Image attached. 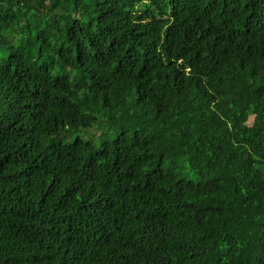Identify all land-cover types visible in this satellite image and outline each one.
<instances>
[{
	"label": "trees",
	"instance_id": "16d2710c",
	"mask_svg": "<svg viewBox=\"0 0 264 264\" xmlns=\"http://www.w3.org/2000/svg\"><path fill=\"white\" fill-rule=\"evenodd\" d=\"M0 264H264V0H0Z\"/></svg>",
	"mask_w": 264,
	"mask_h": 264
},
{
	"label": "rangeland",
	"instance_id": "374dc122",
	"mask_svg": "<svg viewBox=\"0 0 264 264\" xmlns=\"http://www.w3.org/2000/svg\"><path fill=\"white\" fill-rule=\"evenodd\" d=\"M97 119L98 120L103 119L102 115L97 116ZM252 123H253V118L250 119L249 125H252ZM94 128H95V126L93 127V129ZM110 131H112V129H110ZM103 132L105 133L107 139H111L113 137V132L102 130V133ZM100 135H101L100 133L96 134L93 130L87 129V130H82L79 133L72 134L71 137L63 138V140L65 142H72L74 139L79 138V139L84 140V141H90L94 144H98L100 141ZM179 166H180V169L187 175L188 179L196 180L195 173H193L189 169L188 165L184 161L180 162Z\"/></svg>",
	"mask_w": 264,
	"mask_h": 264
}]
</instances>
